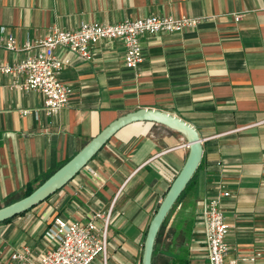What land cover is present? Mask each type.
<instances>
[{"label":"crops","instance_id":"0c3cea01","mask_svg":"<svg viewBox=\"0 0 264 264\" xmlns=\"http://www.w3.org/2000/svg\"><path fill=\"white\" fill-rule=\"evenodd\" d=\"M151 15L201 20L179 33L143 35V61L135 70L125 67L120 40L95 44L90 60L57 48L56 55L67 59L59 78L73 93L55 114L45 113L40 92L19 90L12 75L0 72V198L22 195L28 183L57 170L117 117L159 109L191 124L203 147L187 194L194 211L188 251L174 254L175 263L208 264L200 209L218 185L230 192L221 200L230 224L225 261L263 263L264 0H0L3 36L12 35L17 48L34 44L52 27ZM34 52L0 47V65ZM156 126L165 127L136 122L121 128L65 188L0 223V264L14 251L36 256L50 247L44 231L54 216L83 223L92 210L106 213L111 206L107 264H140L135 255L147 217L187 155L180 133ZM256 252L254 263L240 262ZM96 260L101 264L102 256Z\"/></svg>","mask_w":264,"mask_h":264},{"label":"built area","instance_id":"2783aa9c","mask_svg":"<svg viewBox=\"0 0 264 264\" xmlns=\"http://www.w3.org/2000/svg\"><path fill=\"white\" fill-rule=\"evenodd\" d=\"M239 16L236 14L234 20L237 21ZM200 20L187 15H151L124 19L113 24L81 22L73 29L49 28L34 44L25 43L21 48L16 47L12 35L3 36L5 28L0 26V47L9 51L35 50L33 55H28L22 61L0 65V72L12 75L15 78L14 86L19 90L40 92L44 97L45 113L52 115L68 103L73 93L72 87L59 78L67 59L56 55L57 48L90 60L95 44L103 40H120L124 45L125 67L135 70L143 61V35L179 33L185 28L195 27ZM229 195V191L218 185L215 195L204 199L201 205L200 222L208 264H239L236 260L225 261L229 251L225 238L230 224L222 209L221 200ZM111 210L112 206L106 213L92 210L83 223L67 220L60 215L54 216L44 231V237L50 247L36 256H31L29 250L14 251L5 264H96L98 255L102 256L101 264H107V236ZM259 256L260 253L256 252L242 256L239 260L243 263H254Z\"/></svg>","mask_w":264,"mask_h":264},{"label":"water","instance_id":"95a60500","mask_svg":"<svg viewBox=\"0 0 264 264\" xmlns=\"http://www.w3.org/2000/svg\"><path fill=\"white\" fill-rule=\"evenodd\" d=\"M136 122H152L180 133L185 139L188 149L183 165L170 183L147 227L140 264H152V254L158 231L170 209L198 168L203 152L202 140L191 124L179 116L159 109L138 108L110 122L32 192L9 204L0 206V223L38 205L48 196L64 187L86 166L111 136L121 128Z\"/></svg>","mask_w":264,"mask_h":264},{"label":"rangeland","instance_id":"374dc122","mask_svg":"<svg viewBox=\"0 0 264 264\" xmlns=\"http://www.w3.org/2000/svg\"><path fill=\"white\" fill-rule=\"evenodd\" d=\"M156 128H160V130H166L164 129L166 127H162V126H156ZM185 150L186 151L188 150L187 147L185 148ZM189 191L190 190L187 191L182 201L171 210L172 212L169 213L168 215L166 225L161 227V229L159 230L156 236L155 247H154L155 250L152 257L153 264H176L172 256L174 254L183 255L188 251L187 248L193 227V215H194V211H192V205H191L192 203L190 200L191 197L187 196ZM22 192L23 190H20L19 194H22ZM45 203L47 202L42 203V205L43 204L45 205ZM4 204H5V200L0 198V206H3ZM39 209L40 208L37 207L34 210L36 211ZM151 215L149 214V217H147L146 224L150 222ZM190 225L191 228L190 230H188L187 227ZM144 228H146V225L144 226ZM110 230H111V226L108 228V231ZM141 245H139L138 249L136 250V255H135L136 262H139V259L141 262L143 243H141ZM107 252L108 254H110L109 246ZM133 256L134 255L131 254L130 258L132 259Z\"/></svg>","mask_w":264,"mask_h":264},{"label":"trees","instance_id":"16d2710c","mask_svg":"<svg viewBox=\"0 0 264 264\" xmlns=\"http://www.w3.org/2000/svg\"><path fill=\"white\" fill-rule=\"evenodd\" d=\"M65 162H66V161H65ZM65 162L61 163L60 166H62ZM201 162H202V161H201ZM201 162H200L198 168L196 169L195 173L193 174L192 178L190 179V181L188 182V184L186 185V187L184 188V190L182 191V193L180 194V196L178 197V199L176 200V202L174 203V205H173L172 208L170 209L169 213H171V212H172L171 210H172L174 207H176V206L182 201V199H183L184 196L186 195L187 191L190 190V188H191L192 185L194 184L195 176H196L197 171H198V169H199V167H200V165H201ZM60 166H59V167H60ZM54 171H55V170H54ZM54 171H52V172L48 173L47 175H45L44 177H42V178L38 181L37 184H34V182H33V183H28L27 186H26V189H25L24 193H23L22 195H20V197H19V196H15L14 193H13V194H10V195H8V196H6V197H5V204H4V205L9 204V203H11V202H13V201H15V200H17V199L23 197V196L28 195V194H29L30 192H32V191H33L38 185H40L45 179H47V178H48V177H49ZM78 173H79V172H78ZM78 173H77V174H78ZM77 174H76V175H77ZM76 175H75V176H76ZM166 191H167V190H166ZM166 191L164 192V194L166 193ZM164 194H163V196H164ZM163 196H162V198H163ZM49 197H50V196H48L47 198H49ZM47 198H46V199H47ZM46 199H45V200H46ZM45 200H44V201H45ZM42 202H43V201H42ZM40 203H41V202H40ZM40 203H39V204H40ZM158 205H159V204H158ZM158 205L156 206L155 211L157 210ZM35 206H37V205H35ZM35 206L31 207V208L28 209L27 211L31 210V209L34 208ZM27 211L22 212V213H20V214L26 213ZM155 211H154V213H155ZM169 213H168L167 216L165 217V219H164V221H163L161 227H163V226L166 225V222H167V219H168V215H169ZM20 214H19V215H20ZM16 216H18V215H16ZM16 216H14V217H16ZM152 216H153V215H152ZM14 217H12V218H14ZM12 218H9V219H7V220H5V221H3V222L9 221V220H11ZM151 218H152V217H151ZM1 223H2V222H1ZM147 227H148V226H147ZM161 227H160V229H161ZM187 228H188V230H190L191 225L188 226ZM160 229H159V230H160ZM146 231H147V229H146ZM146 231H145V234H146ZM158 232H159V231H158ZM154 247H155V244H154ZM154 250H155V249H154ZM154 250H153V253H154ZM152 257H153V254H152Z\"/></svg>","mask_w":264,"mask_h":264}]
</instances>
